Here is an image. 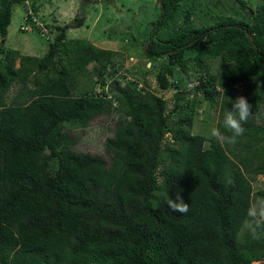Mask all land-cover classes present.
<instances>
[{
    "label": "trees",
    "instance_id": "1",
    "mask_svg": "<svg viewBox=\"0 0 264 264\" xmlns=\"http://www.w3.org/2000/svg\"><path fill=\"white\" fill-rule=\"evenodd\" d=\"M233 1L238 8L200 26L194 16H208L218 0H159L161 15L141 55L151 64L142 75L155 70L160 90L195 83L212 104L221 97L217 128L225 135V112L245 97L252 108L235 143L194 134L196 101L184 113L185 95L166 113L167 101L138 81L122 85L118 52L68 40L85 16L76 26L45 24L54 37L39 62L18 64V50L0 48V264L264 263V220L249 215L264 201V187L253 186L264 175V0L254 11L247 0ZM24 2L0 0L2 38L15 6L30 12ZM31 9L37 14V1ZM34 15L27 12L28 23ZM217 58L212 71L208 62ZM89 65L100 94L75 90V73ZM100 116L115 118L107 157L75 150L69 129ZM178 191L186 213L168 206Z\"/></svg>",
    "mask_w": 264,
    "mask_h": 264
},
{
    "label": "rangeland",
    "instance_id": "2",
    "mask_svg": "<svg viewBox=\"0 0 264 264\" xmlns=\"http://www.w3.org/2000/svg\"><path fill=\"white\" fill-rule=\"evenodd\" d=\"M248 8L254 11L257 4L261 0H247ZM33 5V0L29 2ZM37 14L32 18V23L27 20V12L22 5L14 7L12 23L9 26L7 38H2L0 35V48L18 50L21 54L20 60L26 57H32L36 62H39L49 49L48 38L54 37V34H47L40 29V24L49 25H64L70 24L76 26L77 17L85 16V24L82 27H73L67 33L68 40L85 39L100 49H107L118 52L117 58L120 59L122 68L118 72L122 85L128 81H138L140 87L144 86L147 90H151L159 97H163L167 101L166 113H169L174 108V103L177 101V95L180 93L186 98L180 100L183 105L184 113L188 112V103L192 100L196 101V112L192 124L194 134H204L211 136L213 128H217L219 114L221 110V97L212 104L204 98V93L199 90L195 83L190 84L187 88L176 89L171 86L168 90L162 91L158 87L155 79V70L143 76L150 63L141 53L148 42L147 31H150L157 19L161 15L159 0H37ZM238 8L233 0H218L216 5H208L206 10L210 11L208 16L205 13H198L194 16V22L199 25L211 23V15L230 14L234 9ZM32 11L29 13L31 14ZM36 24L37 29L33 27ZM200 25V26H201ZM130 30V31H129ZM132 32L134 45L127 46L128 36ZM127 34H129L127 36ZM48 37V38H47ZM76 44H73L75 46ZM126 48V49H125ZM74 48L69 50V59L74 61L79 54ZM3 58V54H0ZM69 60H61L57 62L58 69L62 64L68 63ZM221 59L208 62V66L212 71H217L221 65ZM179 71V70H177ZM142 75V76H141ZM190 75V74H187ZM187 75L184 78H187ZM199 74H196L198 76ZM126 77V80H122ZM78 87L75 90L81 91L86 89H96L98 94L102 92L99 88L98 76L93 70V66L89 65L82 71L75 73ZM131 81V82H132ZM147 81V85L144 83ZM110 82H108L109 84ZM108 89L106 84L105 90ZM18 87L12 88L8 95L9 102L15 97ZM116 105V104H115ZM117 118V115H114ZM179 120V116L173 114L170 119V125L175 126ZM115 118L100 116L93 119L86 128H70V134L78 139V144L75 150L82 152H91L95 155L107 157L105 153V142L108 138L114 136ZM258 122L264 123V105L261 113L258 115ZM172 142L170 135L166 136L164 146H169ZM254 189L263 191L264 175H259L258 180L253 183ZM257 215L254 216L264 220V201L258 199L254 205ZM254 264H264L263 262H255Z\"/></svg>",
    "mask_w": 264,
    "mask_h": 264
},
{
    "label": "clouds",
    "instance_id": "3",
    "mask_svg": "<svg viewBox=\"0 0 264 264\" xmlns=\"http://www.w3.org/2000/svg\"><path fill=\"white\" fill-rule=\"evenodd\" d=\"M29 2L30 0H28V2H24L25 6L27 5L29 7L30 6ZM29 10L30 12L32 11V14H34L31 7H29ZM30 12L28 11V13ZM46 27L47 26L45 25V23L40 24V29L42 30L43 28L48 29V34L51 35L52 33L50 32V29ZM231 104H232V108L231 110H227L225 112L224 119L222 122L223 128L226 129L228 132H230L231 135H225L218 128H213L211 132V135L213 137L217 138L218 140H224L227 143H235L237 138L243 135L245 131L243 127V123L248 120L252 108L251 104L243 96L237 97L234 101L231 102ZM168 206L174 211L180 213H186L188 211V204L183 202L179 191L176 193L175 200L173 199L168 200ZM249 215L256 216L257 215L256 210L250 209Z\"/></svg>",
    "mask_w": 264,
    "mask_h": 264
},
{
    "label": "built area",
    "instance_id": "4",
    "mask_svg": "<svg viewBox=\"0 0 264 264\" xmlns=\"http://www.w3.org/2000/svg\"><path fill=\"white\" fill-rule=\"evenodd\" d=\"M26 2H28V0H27ZM42 27H43V26H42ZM43 31H45V33L48 34V29L43 28Z\"/></svg>",
    "mask_w": 264,
    "mask_h": 264
},
{
    "label": "water",
    "instance_id": "5",
    "mask_svg": "<svg viewBox=\"0 0 264 264\" xmlns=\"http://www.w3.org/2000/svg\"><path fill=\"white\" fill-rule=\"evenodd\" d=\"M253 13V12H252ZM254 14V13H253Z\"/></svg>",
    "mask_w": 264,
    "mask_h": 264
}]
</instances>
